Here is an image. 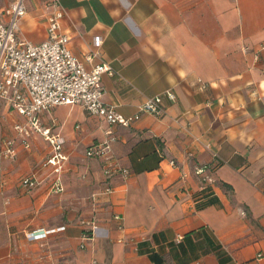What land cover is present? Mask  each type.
I'll use <instances>...</instances> for the list:
<instances>
[{"label": "crops", "instance_id": "1", "mask_svg": "<svg viewBox=\"0 0 264 264\" xmlns=\"http://www.w3.org/2000/svg\"><path fill=\"white\" fill-rule=\"evenodd\" d=\"M61 4L72 53L88 70L111 68L105 102L131 117L164 96L165 114L124 128L80 105L43 113L69 157L64 192L52 194L50 143L34 133L26 147L15 130L26 119L0 100V189L34 204L33 216L7 220L0 264H156L153 255L163 264H264V0ZM27 7L20 36L41 43L50 9L45 0ZM6 140L12 159L2 155ZM106 142L101 156L87 155ZM32 175L42 184L26 191L21 180ZM38 230L56 232L30 239Z\"/></svg>", "mask_w": 264, "mask_h": 264}, {"label": "built area", "instance_id": "2", "mask_svg": "<svg viewBox=\"0 0 264 264\" xmlns=\"http://www.w3.org/2000/svg\"><path fill=\"white\" fill-rule=\"evenodd\" d=\"M45 2L50 14L47 38L41 43L35 44L20 36L22 21L28 13L27 0H16L8 11V21L0 22V100L26 119L25 124L15 126V130L25 138L26 147H29L28 139L34 133L40 134L50 143L52 153L43 163V168L52 171L54 177L52 194H61L64 192L61 175L69 157L64 150L65 139L54 132L51 126H44L41 123L40 116L43 113L59 106L80 105L89 114L110 126L130 128L140 119L141 114L162 116L165 114V108L164 96L148 98L139 107V114L131 117L119 114L113 106L108 105L105 102L103 76L111 74L110 66L99 64L88 70L72 53L70 36L63 31L62 22L67 14L61 0ZM96 43L99 44L100 40ZM166 96L175 99L171 92H167ZM107 134L109 136L113 134L112 128ZM107 149L108 142L103 147L90 148L87 155L98 157ZM2 155L11 159L16 157L14 140H6ZM116 170V166L108 167L105 174L110 176ZM196 173L204 174L205 169L198 168ZM41 184L42 181L36 175L26 176L21 180V187L26 191L35 190ZM96 228L93 227L94 232ZM53 232L56 230L46 232L38 230L32 232L29 238L38 239ZM192 264L204 263L197 261Z\"/></svg>", "mask_w": 264, "mask_h": 264}, {"label": "rangeland", "instance_id": "3", "mask_svg": "<svg viewBox=\"0 0 264 264\" xmlns=\"http://www.w3.org/2000/svg\"><path fill=\"white\" fill-rule=\"evenodd\" d=\"M15 0H0V8L2 12L0 13V18L6 17L8 11L11 9L12 4ZM26 195L19 191H13L9 193L0 189V242L5 240L4 232L6 230V225L9 224L7 220H17L23 221V219L18 216H33V201L26 202L23 197ZM3 216V218L1 217ZM18 218V219H17Z\"/></svg>", "mask_w": 264, "mask_h": 264}, {"label": "trees", "instance_id": "4", "mask_svg": "<svg viewBox=\"0 0 264 264\" xmlns=\"http://www.w3.org/2000/svg\"><path fill=\"white\" fill-rule=\"evenodd\" d=\"M152 260H153L156 264H163L162 259H160L157 255H153V256H152Z\"/></svg>", "mask_w": 264, "mask_h": 264}]
</instances>
